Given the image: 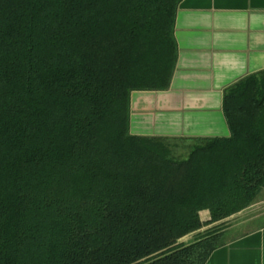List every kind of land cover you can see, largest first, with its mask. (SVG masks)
Masks as SVG:
<instances>
[{
  "label": "trees",
  "instance_id": "16d2710c",
  "mask_svg": "<svg viewBox=\"0 0 264 264\" xmlns=\"http://www.w3.org/2000/svg\"><path fill=\"white\" fill-rule=\"evenodd\" d=\"M183 1L0 0V264H206L223 243L204 227L254 204L264 72L187 160L130 133L132 93L170 87Z\"/></svg>",
  "mask_w": 264,
  "mask_h": 264
},
{
  "label": "crops",
  "instance_id": "0c3cea01",
  "mask_svg": "<svg viewBox=\"0 0 264 264\" xmlns=\"http://www.w3.org/2000/svg\"><path fill=\"white\" fill-rule=\"evenodd\" d=\"M175 38L178 61L167 91L131 96L130 133L136 137L229 138L226 89L264 72V0H184ZM210 213L204 211L205 222ZM206 264H264V213L245 219Z\"/></svg>",
  "mask_w": 264,
  "mask_h": 264
},
{
  "label": "rangeland",
  "instance_id": "374dc122",
  "mask_svg": "<svg viewBox=\"0 0 264 264\" xmlns=\"http://www.w3.org/2000/svg\"><path fill=\"white\" fill-rule=\"evenodd\" d=\"M164 144L167 148L168 157L170 159L179 160V161L187 160L197 147L203 145L199 142L186 141V140H172V141H167ZM263 213H264V188L258 195L253 205H251L244 211L230 217L229 219L221 223L212 224L210 226L204 227V229L201 231V234H206V232L213 231L215 230V228L220 229L222 235L220 236L219 242L224 243L225 241H228L237 233L243 231L244 228L243 229L241 228L240 231H238V228H236V226L240 222H242L245 219L260 216ZM209 221H211V216L205 222L207 223ZM198 237H199L198 233L192 234L182 239L180 243H183L185 245H190L195 241H197Z\"/></svg>",
  "mask_w": 264,
  "mask_h": 264
}]
</instances>
